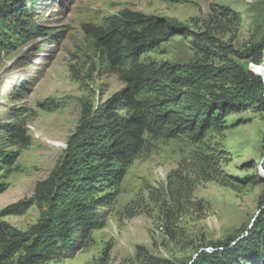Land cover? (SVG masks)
Masks as SVG:
<instances>
[{"label": "rangeland", "instance_id": "374dc122", "mask_svg": "<svg viewBox=\"0 0 264 264\" xmlns=\"http://www.w3.org/2000/svg\"><path fill=\"white\" fill-rule=\"evenodd\" d=\"M31 7V36L8 33L11 44L0 52V123L22 124L30 138L23 146L0 133V222L23 232L46 211L36 183L64 155L82 106L96 107L124 87L84 25L126 8L165 19L179 31L142 56L157 64L193 62L202 32L238 52L264 36V0H38ZM224 126L200 144L145 134L117 191L106 190L116 195L99 209L104 226L43 264H149V257L192 264L210 242L235 236L234 247L246 238L262 215L264 111L233 113ZM18 260L15 253L8 262ZM236 264L260 262L239 257Z\"/></svg>", "mask_w": 264, "mask_h": 264}, {"label": "trees", "instance_id": "16d2710c", "mask_svg": "<svg viewBox=\"0 0 264 264\" xmlns=\"http://www.w3.org/2000/svg\"><path fill=\"white\" fill-rule=\"evenodd\" d=\"M37 2L0 0V52L11 44L8 33L31 36V5ZM83 29L124 87L96 107L82 106L64 155L49 176L36 183L35 196L46 207L38 222L26 232L0 222V264H10L15 253L18 264H43L74 252L102 228L105 221L99 209L116 195L106 190L117 191L146 144L145 134L165 139L181 136L200 144L208 132L225 127L229 115L254 106L264 111V78L249 67L264 61V36L238 52L202 32L193 40V62L157 64L142 56L179 31L165 19L126 8ZM35 33L44 34L38 27ZM231 53L246 64L229 58ZM0 133L23 146L30 140L22 124L0 123ZM260 210L261 218L246 238L234 247L235 236L210 242L212 249L200 252L192 264H236L239 257L264 264V199ZM149 264L171 262L149 257Z\"/></svg>", "mask_w": 264, "mask_h": 264}, {"label": "water", "instance_id": "95a60500", "mask_svg": "<svg viewBox=\"0 0 264 264\" xmlns=\"http://www.w3.org/2000/svg\"><path fill=\"white\" fill-rule=\"evenodd\" d=\"M253 66L252 70L256 73V74H259L261 75L263 78H264V61L263 63L260 65V66H255V65H251ZM254 66L256 67V69H254Z\"/></svg>", "mask_w": 264, "mask_h": 264}, {"label": "bare ground", "instance_id": "6f19581e", "mask_svg": "<svg viewBox=\"0 0 264 264\" xmlns=\"http://www.w3.org/2000/svg\"><path fill=\"white\" fill-rule=\"evenodd\" d=\"M254 69H256V67L254 66Z\"/></svg>", "mask_w": 264, "mask_h": 264}]
</instances>
